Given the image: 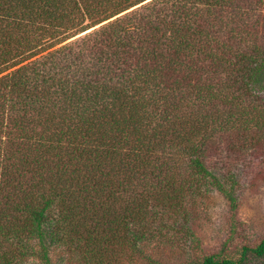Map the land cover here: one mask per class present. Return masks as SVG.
Wrapping results in <instances>:
<instances>
[{
    "label": "trees",
    "instance_id": "16d2710c",
    "mask_svg": "<svg viewBox=\"0 0 264 264\" xmlns=\"http://www.w3.org/2000/svg\"><path fill=\"white\" fill-rule=\"evenodd\" d=\"M0 75V264L150 260L264 163V0H0Z\"/></svg>",
    "mask_w": 264,
    "mask_h": 264
},
{
    "label": "rangeland",
    "instance_id": "374dc122",
    "mask_svg": "<svg viewBox=\"0 0 264 264\" xmlns=\"http://www.w3.org/2000/svg\"><path fill=\"white\" fill-rule=\"evenodd\" d=\"M108 21L90 26L92 21L84 19L81 26L87 27L86 30L59 46L90 34ZM31 60L33 59L20 66ZM236 172L239 185L236 190L235 209L231 208L222 195L209 191L206 196L194 200L192 205H187L188 212L185 220L178 219V223H184L193 236L189 233L188 235L186 233L169 235L165 239L170 241L167 244L164 243V239H161L154 248H146V254L150 256V260L141 254H132L124 249L121 252L113 251L115 258H110L103 264H191L194 261H202L206 255L221 251L235 258L242 245L257 244L264 238V163H259V167L252 170L238 168ZM78 255L79 257L69 256L61 262L59 257L64 255H55L53 260L55 264H85L80 258L83 255Z\"/></svg>",
    "mask_w": 264,
    "mask_h": 264
}]
</instances>
